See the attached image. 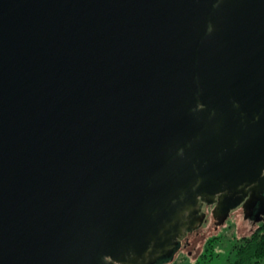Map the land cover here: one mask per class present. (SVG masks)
I'll return each instance as SVG.
<instances>
[{
	"label": "water",
	"instance_id": "95a60500",
	"mask_svg": "<svg viewBox=\"0 0 264 264\" xmlns=\"http://www.w3.org/2000/svg\"><path fill=\"white\" fill-rule=\"evenodd\" d=\"M203 201L264 214V0H0V264L169 262Z\"/></svg>",
	"mask_w": 264,
	"mask_h": 264
},
{
	"label": "rangeland",
	"instance_id": "374dc122",
	"mask_svg": "<svg viewBox=\"0 0 264 264\" xmlns=\"http://www.w3.org/2000/svg\"><path fill=\"white\" fill-rule=\"evenodd\" d=\"M212 209L213 205H205L207 221L190 233L189 244L167 264H189L196 261L201 264H229L235 258L236 247L242 238L258 228V224H253L244 217L242 207L233 209L227 221L215 228Z\"/></svg>",
	"mask_w": 264,
	"mask_h": 264
},
{
	"label": "trees",
	"instance_id": "16d2710c",
	"mask_svg": "<svg viewBox=\"0 0 264 264\" xmlns=\"http://www.w3.org/2000/svg\"><path fill=\"white\" fill-rule=\"evenodd\" d=\"M262 262L264 263V223L252 234L242 238L236 247L235 258L229 264H260ZM157 264H167V262L163 259ZM189 264L201 263L196 261Z\"/></svg>",
	"mask_w": 264,
	"mask_h": 264
},
{
	"label": "flooded vegetation",
	"instance_id": "af4514ba",
	"mask_svg": "<svg viewBox=\"0 0 264 264\" xmlns=\"http://www.w3.org/2000/svg\"><path fill=\"white\" fill-rule=\"evenodd\" d=\"M205 205H213V207H214V203H208V202H206V201H203V202H202V211L206 213V217H205L204 222H206L207 219H208V214H207V212L205 211ZM238 207H242V204H240V205H238V206L232 208L231 211H230V214H231V212H232L233 209L238 208ZM242 208H243V207H242ZM258 208H259V203L256 204L254 211H257ZM230 214H229V216H230ZM228 218H229V217H228ZM214 219H215V218H214ZM246 219L249 220V221H251L253 224H258V228H259V227L262 225V223H264V214L261 215V220L258 221V222H255V221H254V217H249V218H246ZM226 221H227V220H226ZM204 222H203V223H204ZM214 222H215V228H218V227H220V226L223 225V224H222V225H218L217 222H216V219H215ZM203 223H202V224H203ZM202 224H201V225H202ZM201 225H200V226H201ZM200 226L188 230V231L186 232V234H184V235L179 239V242H178V244H177V247H176V249H175V251H174L175 254L180 250V248H181L182 246H184L185 243H186V244H189V239H188V235H189V233H191L192 231L197 230ZM258 228H257V229H258Z\"/></svg>",
	"mask_w": 264,
	"mask_h": 264
}]
</instances>
